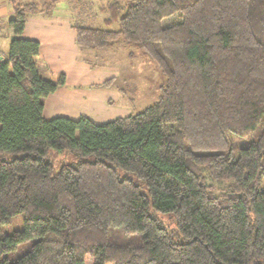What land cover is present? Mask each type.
<instances>
[{"label": "trees", "instance_id": "trees-1", "mask_svg": "<svg viewBox=\"0 0 264 264\" xmlns=\"http://www.w3.org/2000/svg\"><path fill=\"white\" fill-rule=\"evenodd\" d=\"M104 1L103 28L72 26L78 49L119 44L164 83L141 111L95 123L43 117L66 78L40 74L23 32L56 0H5L0 225L22 215V229L0 238V264H264V0ZM49 151L76 161L55 169Z\"/></svg>", "mask_w": 264, "mask_h": 264}, {"label": "rangeland", "instance_id": "rangeland-1", "mask_svg": "<svg viewBox=\"0 0 264 264\" xmlns=\"http://www.w3.org/2000/svg\"><path fill=\"white\" fill-rule=\"evenodd\" d=\"M104 2V0H68L65 7L63 4H59L56 12L64 14L62 17L73 20L74 22H79V24L94 28H103L104 25L101 23L103 17L99 16L98 13L95 16H93V14H95L97 7ZM7 20V17L4 18L0 24V33L3 35L4 40H6L7 35L8 37L11 35L6 24ZM1 49H3L2 46H0V52H2ZM82 57L88 61L89 64H86L87 66H96V68H93L96 69V71H93V75H78L77 73H73L71 67H65V65L59 64L63 66L61 67L62 69L66 70L69 78L65 89L68 91L75 89L74 86L77 78L79 79V77H81L87 82L90 75L96 82H102L107 78L110 79L112 76L113 83L107 88L91 90V93L87 91V94H84V96L92 103V107H89L86 111H81L82 105H80V111L77 113L78 115L72 114V116L78 117L82 114L96 123L105 122L118 116L122 117L125 116V114L128 115L139 112L156 101L159 94V87L164 83V78L158 70H156L154 64L143 58L140 53H137L135 58L128 57L127 50L117 44L114 50L83 52ZM84 86L86 85H83L81 89H85ZM107 98H109V102L107 100V103H105L104 100ZM80 99L85 102L84 99ZM101 107H105V110L101 111V114H106L102 116L103 118L99 116ZM97 112L99 114H97ZM58 113L66 114L60 116H71V113ZM55 114L57 113L48 114L47 116L51 118L56 116ZM47 156L55 169H58L63 163L72 164L76 161L75 157L67 153L60 154L49 151ZM261 190L264 191V177L261 183ZM153 214L167 230L170 232L174 230V222L171 220L170 216L158 213ZM21 229L22 215H17L8 224L0 225V238L11 234L15 230ZM30 244L31 242H27L18 246L14 251L6 255L7 258L9 260L17 259L28 250Z\"/></svg>", "mask_w": 264, "mask_h": 264}, {"label": "crops", "instance_id": "crops-1", "mask_svg": "<svg viewBox=\"0 0 264 264\" xmlns=\"http://www.w3.org/2000/svg\"><path fill=\"white\" fill-rule=\"evenodd\" d=\"M44 1L45 0H23L21 2L42 3ZM67 2L68 0H56L54 8H52V10L48 13H39L28 16L23 32V37L35 40L39 43V52L38 55L34 58V63L40 74L43 77H48L49 73L51 72H60L63 73L66 78L65 84L62 87L41 100L43 104V117L46 119H50V117L48 118L47 116L48 114L57 113L55 114L56 116L53 117L66 115L58 112L71 113V116H68V118L71 119H76L79 116H84L82 114L78 117L72 116V114L78 115L77 113H79L80 111V105H82L81 111H86L89 107H92V103L87 100L88 98H86L84 94H87V91L91 93V90L94 89L107 88L98 85L109 79L107 78L102 82H96L94 78H91V75L94 74L93 71H96V69H93L90 66L86 65L87 63L83 61L82 53L75 43V33L72 26L74 24H79V22L68 20L67 18L62 17L64 16V14L56 12L59 4H63V6L65 7ZM99 10L100 9L98 6L93 16L98 13L99 16L103 17L102 12H100L101 10ZM11 15V10L6 4L5 0L0 1V24L4 18L7 17L9 19ZM101 23H103V18L101 19ZM10 38L11 35L10 37H8L7 35L6 40H4L3 35L0 33V46H2L3 48L1 49L3 53L7 52ZM59 64L65 65V67H71L73 73H77L78 75L91 74L90 78H88L87 76V82L81 77H79V79L77 78L74 86L75 89L68 91L67 89H65V86L67 85L69 80L67 76L68 74L66 70L61 68L63 66ZM83 85H86L84 87L88 90L81 89ZM80 98L84 99L85 102L81 101ZM107 100L109 102V98L104 100L105 103H107ZM102 110H105V107H101L99 111L100 114L97 112V114H99L101 118H103L102 116L106 115L101 114ZM125 116L127 115L125 114Z\"/></svg>", "mask_w": 264, "mask_h": 264}, {"label": "built area", "instance_id": "built-area-1", "mask_svg": "<svg viewBox=\"0 0 264 264\" xmlns=\"http://www.w3.org/2000/svg\"><path fill=\"white\" fill-rule=\"evenodd\" d=\"M5 60V53L0 52V62Z\"/></svg>", "mask_w": 264, "mask_h": 264}]
</instances>
